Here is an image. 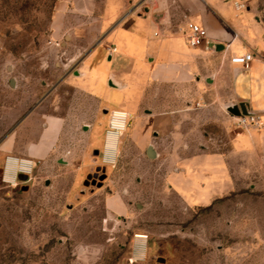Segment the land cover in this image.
Returning <instances> with one entry per match:
<instances>
[{"label": "rangeland", "instance_id": "obj_1", "mask_svg": "<svg viewBox=\"0 0 264 264\" xmlns=\"http://www.w3.org/2000/svg\"><path fill=\"white\" fill-rule=\"evenodd\" d=\"M238 1L264 26V0ZM64 4L71 5L0 0V264H131L135 234L150 238L146 258L134 264H264V162L249 168L247 177L233 169L230 181L213 186L215 197L198 206L166 181L178 169L192 171L194 161L204 162V153H226L218 130L206 144L194 119H185L183 145L170 154L152 134L139 147L130 120L113 167L106 169L107 181L95 185L88 177L101 170L93 164L92 149L103 152L110 115L100 113L93 130L95 120L67 119L51 136V116L70 115L73 102L80 101L55 72V64L66 60L61 54L69 32L52 39ZM116 95L110 101L99 97L106 110L123 109ZM139 116L144 120L147 113ZM149 146L162 156L151 159ZM9 158L31 161L27 181L7 172ZM176 161L183 168L173 166ZM112 197H121L123 205Z\"/></svg>", "mask_w": 264, "mask_h": 264}, {"label": "crops", "instance_id": "obj_2", "mask_svg": "<svg viewBox=\"0 0 264 264\" xmlns=\"http://www.w3.org/2000/svg\"><path fill=\"white\" fill-rule=\"evenodd\" d=\"M68 1L70 7L61 5L52 24L54 41L63 31L69 32L61 54L66 60L55 64V72L63 74L62 84L80 101L73 102L70 115L51 116V136L58 127H65L67 119L95 120L93 130L102 120L100 113L105 118L117 110L127 112L135 124L131 137L139 147L152 134L170 154L183 145L180 128L185 119H194L206 144L215 141L218 130L219 143L228 147L226 153H204V162L194 161L192 171L178 169L166 177L177 195L192 206L214 198L213 186L220 180L230 181L233 169L247 177L249 168L264 162V126L238 130L234 116L227 112L229 107H244L247 114L260 115L264 123V26L249 8L237 11L238 0H104L102 5L97 0ZM188 23L207 30L208 38L200 47L189 45ZM248 53L253 60L246 69L241 60ZM116 94L123 109L106 110L107 103L99 97L110 101L109 96ZM142 110L147 113L144 120L139 116ZM102 151L93 164H99L98 171L107 181L106 169L113 162L103 159L105 143ZM148 155L151 159L162 156L153 146L148 147ZM82 160L87 167L86 154ZM173 164L183 168L180 161ZM111 199L123 205L121 197Z\"/></svg>", "mask_w": 264, "mask_h": 264}, {"label": "built area", "instance_id": "obj_3", "mask_svg": "<svg viewBox=\"0 0 264 264\" xmlns=\"http://www.w3.org/2000/svg\"><path fill=\"white\" fill-rule=\"evenodd\" d=\"M235 9L239 12L245 11L248 7L247 4L243 2H235L234 3ZM187 36H188V43L191 47L197 48L202 45L208 38L207 30L197 25L195 23H188L187 25ZM207 46L209 47L208 43ZM111 51H115V49H110ZM253 60L252 54H246L241 62L246 69L250 68V64ZM130 122V116L125 111H113L110 114V127L106 134V143H105V151L103 154V159L107 163H114L115 156L111 158L107 153L108 141L110 139L116 140V149L119 143L120 137L126 132L127 127ZM233 125L238 130H248V129H261L264 126L262 121V117L258 114H247L240 117H233ZM28 160H19L14 158H9L7 161V166L10 163H16V174L20 173V175H26L23 173L19 167L23 166L24 162ZM30 162V171H31V161ZM19 175V176H20ZM149 237L147 235H135L134 237V244H133V253L132 258L130 259V263H136L137 260H144L146 258L147 253V243Z\"/></svg>", "mask_w": 264, "mask_h": 264}, {"label": "bare ground", "instance_id": "obj_4", "mask_svg": "<svg viewBox=\"0 0 264 264\" xmlns=\"http://www.w3.org/2000/svg\"><path fill=\"white\" fill-rule=\"evenodd\" d=\"M107 153H108V155L111 158H113L116 155V140H115V138L114 139H110L108 141ZM16 166H17V164L15 162L14 163H10L7 166V172L13 173V176H14L15 175V172H16ZM19 168H20V170L23 173H25L27 175L30 174V162H28V161L27 162H24L23 166H21Z\"/></svg>", "mask_w": 264, "mask_h": 264}, {"label": "water", "instance_id": "obj_5", "mask_svg": "<svg viewBox=\"0 0 264 264\" xmlns=\"http://www.w3.org/2000/svg\"><path fill=\"white\" fill-rule=\"evenodd\" d=\"M227 112L234 116V117H240L243 115H247V112L245 111L244 107H238V106H233V107H229L227 108ZM150 155L153 156L152 150L150 149ZM19 178L21 179V181H27L28 180V176L26 175H20ZM88 179H90V177H88ZM102 180V179H101ZM101 185H99L100 187Z\"/></svg>", "mask_w": 264, "mask_h": 264}, {"label": "flooded vegetation", "instance_id": "obj_6", "mask_svg": "<svg viewBox=\"0 0 264 264\" xmlns=\"http://www.w3.org/2000/svg\"><path fill=\"white\" fill-rule=\"evenodd\" d=\"M93 154H94V156H95L96 158H98V157L101 155V150H100V148L95 149L94 152H93ZM103 176H104V173H103V172H101V173H96V174L94 175V177L89 176L92 185H95V183L100 182L101 179H102V181H103V180H104V177H103ZM86 184L88 185V184H89V181H86Z\"/></svg>", "mask_w": 264, "mask_h": 264}]
</instances>
